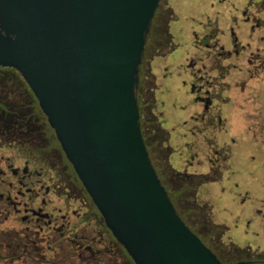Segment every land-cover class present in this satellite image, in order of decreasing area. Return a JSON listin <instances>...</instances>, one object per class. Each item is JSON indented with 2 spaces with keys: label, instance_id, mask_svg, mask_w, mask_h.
Wrapping results in <instances>:
<instances>
[{
  "label": "flooded vegetation",
  "instance_id": "obj_1",
  "mask_svg": "<svg viewBox=\"0 0 264 264\" xmlns=\"http://www.w3.org/2000/svg\"><path fill=\"white\" fill-rule=\"evenodd\" d=\"M137 97L144 143L182 220L223 264H264V253L250 243L240 247L228 237L224 242L242 220L234 229L208 222L199 201L203 188L241 177V155L258 151L246 143L234 148L241 143L232 133L244 127L256 136L263 129L264 0H160ZM41 184L51 197L67 199L69 209L72 201L83 206L74 228L46 203L35 206ZM89 199L30 86L16 69L1 65L0 261L8 258V249L18 254L27 232L37 237L36 246L44 241L84 262V239L94 233L85 224ZM251 222H245L247 228ZM217 228L221 232L214 233Z\"/></svg>",
  "mask_w": 264,
  "mask_h": 264
},
{
  "label": "water",
  "instance_id": "obj_2",
  "mask_svg": "<svg viewBox=\"0 0 264 264\" xmlns=\"http://www.w3.org/2000/svg\"><path fill=\"white\" fill-rule=\"evenodd\" d=\"M160 0H0V66L30 86L107 229L134 264H223L150 159L137 97Z\"/></svg>",
  "mask_w": 264,
  "mask_h": 264
},
{
  "label": "rangeland",
  "instance_id": "obj_3",
  "mask_svg": "<svg viewBox=\"0 0 264 264\" xmlns=\"http://www.w3.org/2000/svg\"><path fill=\"white\" fill-rule=\"evenodd\" d=\"M200 157V156H199ZM198 161V160H197ZM193 161L196 167H198V162ZM28 166H24V171H26ZM43 184V182H42ZM41 184V198L37 202V205H42L46 203L50 206V210L55 211L60 218L61 222H64V225H71L72 228L81 220L83 215V206L80 203L72 201L71 209L68 208L69 201L63 199L62 197H51V192H48ZM224 188V189H223ZM223 189V191H222ZM203 188L199 193V201L202 203L203 210L201 211L202 215L207 213L205 216L206 221L212 222L219 225H224L230 229H234L236 223L242 220L240 224V230L234 233V230H230L226 233L224 238L225 243H229L228 239L234 242L235 245L244 247L250 243L253 249H258L264 253V204H260V199H246V198H237L229 200L225 192V184L218 185V188L209 187V191H204ZM227 198V199H226ZM62 200V201H61ZM243 200H246L245 203ZM51 201V203L49 202ZM257 202V203H256ZM260 202V203H258ZM27 201H23L22 205L26 206ZM250 204V207H247ZM86 204L84 203V206ZM86 207V206H85ZM210 208V210L208 209ZM263 210L262 215L255 214L256 209ZM24 210V209H23ZM204 213V214H203ZM85 215V212H84ZM245 220H250L251 226L247 229L245 225ZM208 227L212 229V225L208 224ZM214 227V226H213ZM74 230V229H73ZM214 233L221 232V229H213ZM247 231L248 233L246 234ZM74 232V231H73ZM228 237V239H227ZM90 248L84 245V252L90 254ZM87 255L84 254V264L87 263Z\"/></svg>",
  "mask_w": 264,
  "mask_h": 264
},
{
  "label": "trees",
  "instance_id": "obj_4",
  "mask_svg": "<svg viewBox=\"0 0 264 264\" xmlns=\"http://www.w3.org/2000/svg\"><path fill=\"white\" fill-rule=\"evenodd\" d=\"M90 200V199H89ZM92 210L90 216L85 222L86 226L94 230L91 238L84 239V245L89 247L90 254L87 252L86 264H134L131 258L127 255L124 248L116 241L112 233L107 229L104 221L97 208L91 202ZM203 210V209H202ZM202 214V213H201ZM204 214V213H203ZM205 212V216H206ZM203 215V216H204ZM204 216V217H205ZM30 233L25 232L23 237V247L19 250L18 254L11 253L8 249V258L0 261L2 264H79V258L75 256L64 255L63 250L59 248H49L44 241L37 244V237L34 240L28 238ZM40 238L43 235L40 234ZM91 236V235H90ZM43 239V238H42ZM36 243V244H35ZM35 244V245H34ZM36 246V247H35Z\"/></svg>",
  "mask_w": 264,
  "mask_h": 264
},
{
  "label": "crops",
  "instance_id": "obj_5",
  "mask_svg": "<svg viewBox=\"0 0 264 264\" xmlns=\"http://www.w3.org/2000/svg\"><path fill=\"white\" fill-rule=\"evenodd\" d=\"M260 101V105H264V100ZM236 118H239L238 115H236ZM259 123H261L263 129L256 136L251 134V132L244 131V127L243 131L234 130L232 133V136L241 143V145H233L234 148L238 150L244 148L245 145L243 144L246 143V145H252V148H258V151L254 150L252 153L248 152L241 155L244 164L242 171L244 172H241V177H236L225 185L226 196L229 200L246 198L250 201V199L255 198L261 200V203H258L264 204V113L259 118ZM253 159L255 161H253ZM239 166L240 164L236 166V172L238 173L240 169ZM239 192L241 193L239 194Z\"/></svg>",
  "mask_w": 264,
  "mask_h": 264
}]
</instances>
